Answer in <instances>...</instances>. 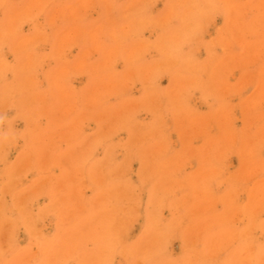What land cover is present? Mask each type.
I'll return each instance as SVG.
<instances>
[{
    "label": "rangeland",
    "instance_id": "374dc122",
    "mask_svg": "<svg viewBox=\"0 0 264 264\" xmlns=\"http://www.w3.org/2000/svg\"><path fill=\"white\" fill-rule=\"evenodd\" d=\"M0 264H264V0H0Z\"/></svg>",
    "mask_w": 264,
    "mask_h": 264
},
{
    "label": "bare ground",
    "instance_id": "6f19581e",
    "mask_svg": "<svg viewBox=\"0 0 264 264\" xmlns=\"http://www.w3.org/2000/svg\"><path fill=\"white\" fill-rule=\"evenodd\" d=\"M192 2V1H191ZM226 8V7H225ZM195 17V16H194ZM185 19V18H184ZM191 21V20H190ZM194 21V20H193ZM199 27V26H198ZM188 28V27H187ZM123 31V30H122ZM187 34V33H186ZM217 60V59H216ZM180 61V60H179ZM183 61V60H182ZM187 62V61H186ZM185 63V62H184ZM196 63V62H195ZM176 68V67H175ZM191 71V70H190ZM211 90V89H210ZM210 93V92H209ZM209 95V94H208ZM211 95V94H210ZM221 98V97H220ZM164 108V107H163ZM224 145H225V143H224ZM244 151V150H243ZM214 175H212V177H213ZM234 177V176H233ZM206 179V178H205ZM234 179V178H233ZM241 179V178H240ZM147 181V180H146ZM219 181V180H218ZM206 182V181H205ZM204 182V183H205ZM219 183V182H218ZM251 183V182H250ZM252 206V205H251ZM225 218V217H224ZM254 223V222H253ZM246 239V238H245Z\"/></svg>",
    "mask_w": 264,
    "mask_h": 264
}]
</instances>
